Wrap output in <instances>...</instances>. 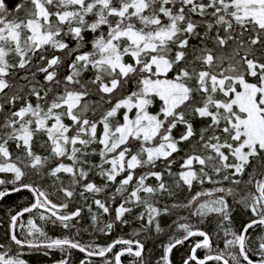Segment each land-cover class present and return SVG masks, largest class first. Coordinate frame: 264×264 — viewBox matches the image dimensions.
Here are the masks:
<instances>
[{"label": "snow or ice", "instance_id": "6c2138e0", "mask_svg": "<svg viewBox=\"0 0 264 264\" xmlns=\"http://www.w3.org/2000/svg\"><path fill=\"white\" fill-rule=\"evenodd\" d=\"M38 136L43 152L34 149ZM186 141L190 151L174 174L171 158ZM165 174L176 176V188L201 190L161 207L160 196L174 195ZM48 179L61 202L43 187ZM111 185H118L111 203L121 198L114 220L126 224L125 214L142 208L140 231L162 232L159 217L172 208L200 222L219 217L223 249H214L207 231L178 223L182 235L163 246L158 264H173V250L194 237L183 264H264V237L255 253L249 240V230L264 229V0H22L12 10L0 0V201L22 191L33 198L10 214L11 243H0V264H27L25 248L45 256L59 250L58 264H70L73 249L86 257L80 264L93 257L122 264L126 255L146 264L140 239L84 244L49 237L35 218L20 222L33 214L72 229L86 207L97 230L110 234L113 223L99 227L110 202L97 197ZM75 197L83 205L69 211ZM229 197L251 214L240 231L231 227Z\"/></svg>", "mask_w": 264, "mask_h": 264}, {"label": "trees", "instance_id": "16d2710c", "mask_svg": "<svg viewBox=\"0 0 264 264\" xmlns=\"http://www.w3.org/2000/svg\"><path fill=\"white\" fill-rule=\"evenodd\" d=\"M22 0H6V3L9 6V9L12 10L14 5L21 3ZM19 15H23V11ZM91 35V34H89ZM73 46L75 42H72ZM67 63V62H66ZM67 71L66 64L61 70V75H63ZM86 76H90V73H86ZM41 78L42 77H38ZM132 89V85L128 86V90ZM89 100H96V96H90ZM33 102H35L33 100ZM107 107V105H105ZM159 108V102H156V105L150 109V111L157 112ZM119 119V117H118ZM196 125L198 128H202L206 125L205 121H196ZM183 132V126L178 125L176 129L173 130V136L179 137V135ZM43 137L38 136L37 141L39 143H34V149L39 152H43L44 149L39 146V144L43 143ZM182 151L180 153H174L171 159H174V163L172 164V172L178 173L181 171L180 165L182 163V157L185 153L190 151L191 142L186 141L180 145ZM14 150V149H13ZM94 161L98 162V157L92 158ZM156 170L163 171L164 166L161 164L159 168ZM143 170L137 169V173H142ZM10 178V176H9ZM26 179H35V177H26ZM90 180H95L96 183L100 184L103 183L98 176L94 173H91L89 176ZM120 178L118 177V180ZM244 179H247V173L245 174ZM165 180L167 181L168 185L173 188L174 195L169 197L167 195L160 196L158 198L159 205L163 207L164 205L171 206L172 204H183L186 203L193 194L201 190L200 185H194L191 192L186 187L176 188L175 187V180L176 176L172 175L169 176L165 174ZM43 187L46 188L49 192L53 193L52 199L59 203L63 199L60 196L54 187L51 186V179L47 181H41ZM65 183H67V179H65ZM147 183L149 184H156L154 178H150ZM118 185H111L109 186L107 192L101 193L97 198H101L104 200H109L111 205V214H100L99 217V227H103L106 223H113V228L110 230V234L105 232H101L97 230V226L93 224L91 214L88 213L87 208L85 207L82 211L81 217L78 218L79 223L77 220H73L72 223L76 224L77 226L72 229H64L62 225L57 221L55 223L51 221H43L40 220L38 217H33V214H25L24 217L21 218V223H24L26 226V221L30 218H35L38 225L42 226L44 231L47 233L49 237L52 238H74L79 240L81 243L88 244V243H95L101 246H106L107 244L112 243L115 239L124 238V239H140L145 244V260L146 264H158L160 257L163 254L164 247L172 237H178L182 235V231L178 229V223H191L194 227H198L204 231H207L213 239V247L214 249H223L224 248V238L223 232L221 229L217 227L219 223V217L215 215H211L207 217L203 222H200V218L191 216L188 209L184 208H172L168 215H162L159 217V221L161 224V228L163 229L162 232L156 233L154 230L148 231H140L141 225L144 223L143 221L137 219V216L141 211L142 208H136L132 213L125 214L124 219L127 223H121L120 221L114 220L115 216V208L121 202V198L117 196L115 203H111L110 195L115 192V187ZM225 186H233L228 185L227 183ZM205 189H210L214 187V185L205 183L203 186ZM235 187V186H233ZM239 190L241 195L246 194L248 190V186L245 184H241L239 186ZM88 195V204H92L91 194ZM32 195L24 191L23 193H16L13 196L5 198L3 201L0 202V243H4L6 245L10 244L11 241L9 239L8 229H9V219L10 214H14L15 212L19 211L23 207L29 205L32 202ZM203 199V198H202ZM229 202L232 205L233 209V219L231 227L234 231H240L243 225L249 220L250 213L244 211L239 205L229 197ZM83 205V201L79 197L74 198V202L70 204L69 211L76 208L81 207ZM93 211L99 212L98 209L95 208L93 205ZM181 217H185L187 219H181ZM227 226V225H226ZM19 231V229H18ZM136 232H140L139 235H135ZM250 248L252 253L256 252V246L259 243L261 237H264V229L257 228L255 231L250 230ZM78 233V234H77ZM22 238V237H21ZM230 238V237H229ZM200 238L194 237L186 242L184 245L178 246L173 250L172 259L173 264H183V260L190 254V249L193 246V241ZM13 250L15 246L13 245ZM121 246H117L116 249L113 251H117ZM23 256L22 258L27 261V264H58L61 258L64 257V253L60 252L59 250H49V255L45 256L43 254L44 250L35 251L31 249H23ZM207 253L204 250H197V255L203 258ZM215 254V253H213ZM111 253L109 257H111ZM259 257L256 256V259ZM86 259L83 253H80L78 250H71V257H70V264H80V261ZM93 264H103V259L91 258ZM133 257L131 256H124L122 257V264H131ZM208 264H216L215 261H210Z\"/></svg>", "mask_w": 264, "mask_h": 264}, {"label": "water", "instance_id": "95a60500", "mask_svg": "<svg viewBox=\"0 0 264 264\" xmlns=\"http://www.w3.org/2000/svg\"><path fill=\"white\" fill-rule=\"evenodd\" d=\"M24 191H22V192H20V193H23ZM14 194H16V193H14ZM10 196H13V194L12 195H10ZM10 196H8V197H10ZM5 198H7V197H5ZM1 202V201H0ZM250 231V230H249ZM188 242V241H187ZM117 246H120V245H117ZM178 247V246H177ZM25 249H27V248H25ZM94 259L95 258H97V259H103V258H100V257H93ZM210 262V261H209Z\"/></svg>", "mask_w": 264, "mask_h": 264}]
</instances>
